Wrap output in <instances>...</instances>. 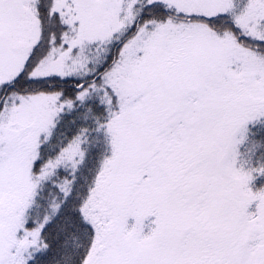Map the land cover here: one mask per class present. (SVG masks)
Segmentation results:
<instances>
[{
    "label": "snow or ice",
    "instance_id": "obj_1",
    "mask_svg": "<svg viewBox=\"0 0 264 264\" xmlns=\"http://www.w3.org/2000/svg\"><path fill=\"white\" fill-rule=\"evenodd\" d=\"M0 264H264V0H0Z\"/></svg>",
    "mask_w": 264,
    "mask_h": 264
}]
</instances>
